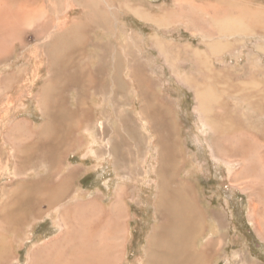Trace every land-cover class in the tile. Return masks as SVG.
Listing matches in <instances>:
<instances>
[{
    "label": "rangeland",
    "instance_id": "1",
    "mask_svg": "<svg viewBox=\"0 0 264 264\" xmlns=\"http://www.w3.org/2000/svg\"><path fill=\"white\" fill-rule=\"evenodd\" d=\"M60 2H62L60 3L62 11L58 15L64 19L63 25L66 23L60 29V31L62 29L66 31L62 40L58 41L60 49L72 37L64 39L69 30L66 26L69 27L72 20H77V23L82 20L78 33L80 32L81 39L86 41L85 53L76 57L75 62L74 57L77 53L73 54V59L68 52L67 56L63 53V58H68L65 63L72 60L74 65L78 59V68L84 78H89L93 75H89L92 71L95 74L97 68H100L99 75L95 79L98 88H93L95 91H92L91 87L87 88V84L79 90V95L75 89L74 92L61 93L60 91L61 94L59 93L64 103L59 102V105H64V108L69 111V106L74 107V104L78 105L80 102L83 111L76 112L74 108L76 112L74 114H80V119L75 120L76 127L69 131L71 137L81 138V144L77 146L72 142L70 147L64 151L62 164L56 171L57 174L55 173L54 182L65 175L69 169L79 167L81 175L75 179L79 191L85 194V198L89 197L88 199L99 196V200L103 201L104 205L111 202L116 188L124 185L126 217L122 219V230L125 229L122 237V260L118 264H143L144 249L155 223L153 203L156 194L154 181L156 152L150 146L153 135L145 120L139 115L142 102L137 92L128 91L127 95H123L120 99L123 104L122 118L130 112L131 124L137 128L138 133L136 134L139 136L140 144H137V147L134 141L126 138V145L122 146V164L119 163V166L114 164L112 156L107 153H102L97 157L96 154L90 152L91 148L97 153L103 149V144L101 145L100 142L90 144V135L99 125L108 128L106 140L116 138L113 127L117 124L115 113L118 114V112L115 106L109 105L104 100L109 94L108 80L105 76L108 67L104 70V67L100 66L101 60L98 57L103 54V51L97 45L103 42L108 45V50L116 49L122 57V65H126L128 57L139 59L146 64L148 67L146 75L153 80L158 96L163 98L167 105L171 104V111L178 124L181 140L198 173L195 182L202 187L203 194H200V197L204 195L211 205L210 208L222 214V226L219 224L215 230V225L211 223L209 228L205 227L206 232L204 231L210 236H214L216 232V236L221 237L219 252L211 264L214 261L216 264H247L253 261L256 264H264V161L262 159L264 155V114H257L258 112L256 113L242 100H240L241 104L239 97L228 98V103L237 104V108L240 109V111L234 109L236 113L233 117L238 119L236 120L242 130L240 132L237 130L234 137L238 139L237 141H242L243 138V141H248L254 155L249 181L244 183L242 175L237 173L235 182L231 183L225 165H221L220 160L216 162L206 150L205 140H200L204 133L201 131L199 118L194 110L193 92L179 82L177 76L180 72L196 71L192 60L203 64L197 58L194 60L195 56L189 52V49L195 48L201 52L199 58H203L204 63L207 61L217 70L226 69L230 72H226L227 74H232L233 71V82L245 80L249 84L246 86L247 91H255V93L259 91L260 96L264 97V30L257 27L251 33H226L222 37L217 28L210 23V17L208 18V14L233 16L239 11L238 7L264 13V0H231V3H226V5L225 0H98L99 8L104 9V11H99L106 13L110 21L106 31L101 25L93 27L89 23L88 26H84V19L86 16L90 17L88 7H82V4L74 2L68 5V0ZM237 2L239 6L236 5ZM158 18L164 19L163 23H159ZM39 19L40 16L32 18L22 26L25 36L21 43L18 38L11 40L0 37V48L10 49L6 60L0 56V206L9 190L19 182H28V180L32 182L39 176L44 179L45 186L51 187L52 184L50 179L47 180L48 178L41 176L42 174L46 176L47 173L43 167H31L23 174L15 168L18 148H24L27 144L38 142L47 136L46 132H39L49 115L47 113L45 116L42 107L38 104L39 92L43 88L44 90L61 88L62 82L58 80L51 87L46 86L50 58L48 54H45V44L40 43L39 38H36L34 34V26ZM65 31L62 30L61 33L64 34ZM153 36L163 38L166 44L172 46V52L168 51L175 54L169 57L171 62L180 68L177 75L170 70L160 52L154 47ZM73 37L75 38L72 41L80 38H76L74 33ZM213 39L232 41L233 48H229L228 51L224 50L218 56L208 54L206 50L213 43L211 42ZM176 48H178L177 53ZM1 49L0 53H2ZM109 63L110 60L107 65ZM13 75L16 76L14 83L9 85L6 79ZM2 81L5 84L1 86ZM232 86L233 89H238L236 83ZM85 110L89 111V116L86 115ZM54 112L59 114L57 108L51 110V114ZM17 121L27 125L29 130L27 135L14 137L10 129ZM133 121H136L137 125ZM62 123L67 128L73 126L71 119ZM79 123H81V128H79ZM132 126L130 127L133 128ZM64 127L63 129L66 128ZM97 132L100 134L98 130ZM195 156L198 158L197 162L193 161ZM35 169L40 170L37 173ZM185 169L186 167L183 171ZM137 170L139 171L137 176L129 175L132 171L137 173ZM186 170L191 171L192 166L188 165ZM104 213L96 219L98 230L104 229L102 226L109 223L108 212L105 210ZM54 221L55 212L52 211L27 224L16 238V240L19 239L16 241L14 253L6 264H26L27 253L36 243L58 239L61 236V229L54 225Z\"/></svg>",
    "mask_w": 264,
    "mask_h": 264
},
{
    "label": "bare ground",
    "instance_id": "2",
    "mask_svg": "<svg viewBox=\"0 0 264 264\" xmlns=\"http://www.w3.org/2000/svg\"><path fill=\"white\" fill-rule=\"evenodd\" d=\"M60 1L63 0H0V37L11 40L18 38L21 43L25 36L22 26L32 18L40 16L39 23L37 22L38 24L36 23L34 26V34L36 38H39L40 43L45 44V54H48L50 58L46 86L51 87L58 80L63 82V84L61 82V88L55 90H51V88L44 90L43 88L39 92L38 104L42 107L45 116L49 113L39 132H46L47 136L38 142L27 144L24 148H18L15 165L17 171L22 174L31 167H43L47 173L46 176L43 174L41 176L52 181L51 187L45 186L44 179L37 176L32 182L29 180L28 182H19L7 193L0 206V264H6L11 259L16 241L19 239L16 240V238L27 224L52 211L55 212L54 225L61 229V236L53 241L36 243L27 253L26 264H118L122 260V237L125 229L123 227L122 230V219L124 220L126 217L125 186L119 185L111 202L104 205L103 201L99 200V196L95 195L96 197L88 199L89 197L85 198V194L79 191L75 180L81 175L79 167L69 169L65 175L54 182L55 173L57 174L56 171L62 164L64 151L70 147L72 142L77 146L81 144V138L71 137L69 131L76 127L75 120L79 121L80 114L74 113L82 112V105L78 102V105L74 104V107L69 106V112L64 108V105H59V102L63 103L60 94L76 90L79 95V90L87 84V88L91 87V90L95 91L94 89L98 88L95 79L99 75L100 68H97L95 74L92 71L89 75H93H88L89 78H84L78 68V59L77 63H74L75 66L72 60L65 63L68 58H63V53L66 55L68 52L72 59L73 54L77 53L74 57L75 62L76 57L85 53L86 41L81 39L80 32L78 33L82 20H79L78 23L77 20H72L70 26H66V29L69 30L64 38L69 39L72 36L71 40L69 39L60 49L58 41L62 40L66 34L64 29H62L65 31L64 34L61 33L62 30L60 31L61 27L66 24L63 25L64 19L58 15L62 11V4L60 5L62 2ZM68 2V5L74 2L82 4V7H88L90 17L86 16L84 26H88L89 23L93 27L102 25L106 31L110 21L106 13L99 11L102 9L99 8L98 0H68ZM238 2L237 6H239ZM224 3L225 5L231 3V0H225ZM238 9L239 11L233 16H216L207 13L210 23L217 28L222 37L226 33H251L257 27L264 30V13L240 7ZM163 21L162 18L158 20L159 23H163ZM73 33L76 38H80L72 41L75 38ZM152 39L154 47L160 52L165 63L177 75L180 68L171 62L169 57L175 54L171 53L172 46L166 44L162 40L163 38L153 36ZM211 42L213 43L208 49L206 48L208 54L218 56L224 50L228 51L229 48H233L232 41L225 39H213ZM97 47L103 51V54L98 56L101 60L100 66L104 67V70L108 67L105 76L108 80L109 94L104 100L109 105L115 106L118 114L115 113L117 124L114 125L113 132L116 133V138L113 140L105 139L108 136V128L101 125L95 128L93 124L95 131L90 135V144L100 142L101 145L103 144L104 152L101 149L100 153H97L92 148L90 152L96 154L97 157L102 153H107L112 156L114 164L119 166L122 164V146L126 145V138L134 141L136 145L140 144L139 136L136 134V132L138 133L137 128L131 124L130 112H127L128 114L122 118L123 104L120 99L123 95L126 96L128 91L137 92V96L142 102L139 115L145 120L153 135L150 146L156 152L154 171L156 194L153 203L155 223L144 249L143 264H211L219 252L221 237H217L216 232L214 236H210L204 231L205 227L211 223L215 225V230L219 224L222 226V214L220 211L210 208L211 205L206 201L204 195L200 197V194H203L202 187L195 182L198 173L181 140L178 124L171 111V104L167 105L165 100L158 96L153 80L146 75L148 68L146 64L139 59L128 57L126 65H122V57L119 56L116 49L108 50V45L103 42ZM3 49H1L0 56L6 60L10 49ZM189 52L195 56L194 60L197 58L203 64L192 60L196 71L180 72L177 76L178 81L193 92L194 110L198 115L201 131L204 133L200 140H205L204 146L210 152V156L216 162L220 160L221 165H225L231 183L235 182L237 173L242 175L244 183L248 182L251 177L249 172L252 168L254 155L248 141H243L244 138L242 141H237L238 139L234 137L237 130L240 132L242 129L238 119L233 117L236 113L234 109H238L237 104L231 105L228 103V98L239 97V101L242 100L251 106L256 113L258 112L257 114H264V97L260 96L259 91L256 93L247 91L246 86L249 84L245 80L233 82V71L232 74H227L226 72H230L226 69L217 70L207 61L204 63L203 58H199L201 53L199 50L191 48ZM62 60L63 62H61ZM108 60H110L109 65H107ZM13 77L6 79L9 85L14 83L16 76ZM234 83L238 85V89L232 88ZM4 84L2 81L1 86ZM56 108L59 110V114L57 112L51 114V110ZM74 108L76 112H74ZM238 110L240 111V109ZM85 113L89 116V111L85 110ZM70 119L73 126L67 128L62 122L70 121ZM133 123L136 124V121ZM79 128H81V123H79ZM10 130L14 137L27 135L29 131L27 125L21 121L14 123ZM64 131L66 132L63 136ZM68 138L69 140H67ZM197 159L195 156L193 161L197 162ZM262 159L264 161V155H262ZM188 165L192 166L191 171L186 170ZM185 167L186 169L183 171ZM39 170L35 169L37 173ZM138 172V170L137 173L132 171L129 175L137 176ZM105 210L108 212V219L110 218L109 223L105 222L106 225L102 226L104 229L100 227L101 230H98L96 219ZM209 232L211 233V231ZM218 232L220 233V231ZM213 264H216V261ZM247 264H256V262Z\"/></svg>",
    "mask_w": 264,
    "mask_h": 264
},
{
    "label": "crops",
    "instance_id": "3",
    "mask_svg": "<svg viewBox=\"0 0 264 264\" xmlns=\"http://www.w3.org/2000/svg\"><path fill=\"white\" fill-rule=\"evenodd\" d=\"M96 26H98V25H96ZM96 26H95V27H96ZM99 26H100V25H99ZM101 26H102V25H101ZM102 28H105V27H102Z\"/></svg>",
    "mask_w": 264,
    "mask_h": 264
}]
</instances>
